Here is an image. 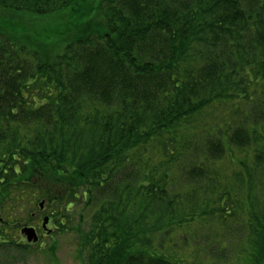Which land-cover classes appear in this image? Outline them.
Segmentation results:
<instances>
[{"label":"trees","instance_id":"trees-1","mask_svg":"<svg viewBox=\"0 0 264 264\" xmlns=\"http://www.w3.org/2000/svg\"><path fill=\"white\" fill-rule=\"evenodd\" d=\"M95 1L101 20L84 15L51 56L42 32L0 25V172L17 173L0 203L18 190L45 199L51 232L81 236L83 264H182L167 247L264 264V0L0 9L81 17Z\"/></svg>","mask_w":264,"mask_h":264},{"label":"rangeland","instance_id":"rangeland-1","mask_svg":"<svg viewBox=\"0 0 264 264\" xmlns=\"http://www.w3.org/2000/svg\"><path fill=\"white\" fill-rule=\"evenodd\" d=\"M96 3L95 1V5H93L91 9L86 10V14L84 11L81 17H78L80 12L76 13L71 7L44 15L25 10L12 11V9H0V25L9 26L12 29H22L26 27L29 31H33L30 32L31 34L42 32L38 36L36 35V37L44 42L42 46L43 51L47 50L49 52L47 55L51 56L61 51V47L58 43L63 41L62 36L66 34L64 30L72 27L76 21H81L84 15L89 16L90 18L88 19H91L93 22H99L101 20L100 14L96 10ZM84 26L85 25L81 24L78 28V33L83 29L85 30ZM75 32L76 31H74V33ZM52 57H48V59ZM220 106V104H214L212 105V110L219 111ZM15 175H17V173L11 170L0 172V187L2 186L0 191L5 190V185L8 186L12 184L11 182L14 181ZM19 191L20 190L14 193L12 199L7 198L5 201L1 202L2 204L0 203V216H4L11 223V225L7 224V231H0V264H83L87 251L79 249V243L82 242L81 236L76 233L72 225H69L70 228L66 231L47 232L42 227V219L44 215H49L50 207L46 205L42 209L39 208L38 203L42 199H39L38 195L27 192L26 190L22 198H17L19 194L17 195L16 193H21ZM45 203L47 204L46 201ZM232 204L236 209H240L241 207L240 201H234ZM233 216L235 217V215H232L231 218H233ZM3 224L0 222V229L5 227V224ZM26 224L36 227L40 236L39 240L37 242H32L33 245H30L29 248L15 244L22 242L29 243L26 235L21 231ZM52 224L53 223L49 222L48 226L51 228ZM230 226L235 229V235L238 236L237 233L242 229L239 222L230 223ZM83 227L88 229L89 223L86 222ZM211 229H216L214 223H212L209 228L203 229V231L207 232V230L210 231ZM218 230L221 231L220 228H218ZM162 237L157 238L156 236V240L161 241ZM8 242H14V244L7 245ZM208 244H213L211 239ZM206 248H210V246H206ZM223 248V245H216L213 247L214 256L217 255L220 257L221 253H223ZM169 249V247L166 248L168 256L173 255L175 258L176 255L178 259L183 258L182 264H203L204 259L202 261L201 258L206 257V255L203 254H201V257H195L194 254H191L190 250L186 251L184 248L181 250L176 249V254ZM188 253H190L191 256H189ZM214 256H212V259L209 258L208 262H212ZM219 259L218 261H221ZM214 264L217 263L214 262Z\"/></svg>","mask_w":264,"mask_h":264},{"label":"water","instance_id":"water-1","mask_svg":"<svg viewBox=\"0 0 264 264\" xmlns=\"http://www.w3.org/2000/svg\"><path fill=\"white\" fill-rule=\"evenodd\" d=\"M40 206L43 207L44 206V200L40 201ZM49 222V216L46 215L44 218H43V227L46 228L48 230V227H47V223ZM22 232L26 235L27 237V240L28 241H37L39 236H38V233H37V230L34 226H31V225H25L23 228H22Z\"/></svg>","mask_w":264,"mask_h":264}]
</instances>
